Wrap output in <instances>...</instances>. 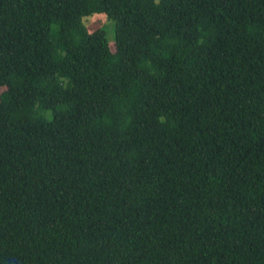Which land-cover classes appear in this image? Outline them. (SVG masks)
Wrapping results in <instances>:
<instances>
[{"label":"trees","instance_id":"obj_1","mask_svg":"<svg viewBox=\"0 0 264 264\" xmlns=\"http://www.w3.org/2000/svg\"><path fill=\"white\" fill-rule=\"evenodd\" d=\"M0 264H264V0H0Z\"/></svg>","mask_w":264,"mask_h":264},{"label":"rangeland","instance_id":"obj_2","mask_svg":"<svg viewBox=\"0 0 264 264\" xmlns=\"http://www.w3.org/2000/svg\"><path fill=\"white\" fill-rule=\"evenodd\" d=\"M89 31H95L96 29H102L107 34V39L112 50H115V30L112 21L108 20L107 16L100 14H93L92 16L84 19Z\"/></svg>","mask_w":264,"mask_h":264}]
</instances>
